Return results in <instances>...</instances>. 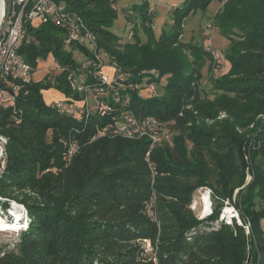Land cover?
Returning a JSON list of instances; mask_svg holds the SVG:
<instances>
[{
    "label": "trees",
    "instance_id": "16d2710c",
    "mask_svg": "<svg viewBox=\"0 0 264 264\" xmlns=\"http://www.w3.org/2000/svg\"><path fill=\"white\" fill-rule=\"evenodd\" d=\"M55 1L82 16L116 71L112 84L95 76V56L83 44L66 43L67 26L26 23L19 53L33 72L51 54L63 70H47L22 87L15 109H0V132L9 139L0 192L20 199L30 215L14 248H0V264H264V0H217L224 4L211 19L229 40L224 57L231 66L212 76L211 92L201 83L210 50L181 36L185 19L207 12L214 0H184L159 35L150 0H142L128 8L138 21L125 42L113 30L119 0ZM125 17L130 22L131 15ZM71 76L99 87L95 93L108 109L59 108V100L85 97L72 88ZM163 79L164 93L149 95L150 85ZM48 89L63 98L48 103ZM125 114L173 122L172 141L151 149L155 175L146 159L148 136H112ZM103 128L108 133L101 134ZM201 186L213 190L218 205L210 219L231 199L250 220V233L234 222L188 238L202 222L189 207ZM153 196L158 222L146 210ZM7 202L0 200V207ZM138 239L151 241L154 256L142 257Z\"/></svg>",
    "mask_w": 264,
    "mask_h": 264
},
{
    "label": "built area",
    "instance_id": "2783aa9c",
    "mask_svg": "<svg viewBox=\"0 0 264 264\" xmlns=\"http://www.w3.org/2000/svg\"><path fill=\"white\" fill-rule=\"evenodd\" d=\"M29 21L43 23L54 21L57 24L67 26L69 30V36L66 38V43L70 44L72 42H78L87 46L95 56L94 61L100 67L97 72H94V75L98 76L105 83H113V79H110V76L105 72V69L108 66H112L115 72L116 63L110 64L111 58L107 52L101 51L95 33L89 29L81 15H79L77 12L67 10L64 3H59L55 0H4V8L0 19V109H15L18 102V95L22 87L36 79L31 65L27 63L19 53V48L24 36L26 35V23ZM210 51L214 57V68H218L219 63H221L220 60L224 56L225 51L214 48L210 49ZM52 57L54 59L53 55ZM84 60L85 57L82 61ZM53 62V64H55V60H53ZM85 65L86 63L84 62V66ZM62 70L63 68L56 67L55 65L50 66L48 69L49 72H58ZM71 85L74 90L84 94L85 97L81 100L68 97V101L66 103H63L65 98L57 101L55 104H57L58 107L63 111H66V107H72V110L68 109V112H77L84 108L91 113L96 112L97 110L100 112H105L108 109V103L105 100L99 99L98 95L95 93L99 91V87L93 88L92 84L85 83L78 76H71ZM150 87L155 88L154 84H151ZM90 96L95 99L96 103L94 108L91 106V102L89 100ZM115 124L116 126L112 132L113 137L114 135H120L128 138L148 136L151 139L150 150H148L146 157L149 162L151 149L155 145L160 144L165 140L172 141V121H165L154 116H146L139 120L133 114H125L123 120H117ZM107 131V128H103L101 134L108 133ZM7 142L8 137L0 132V180L5 176L6 173ZM75 151L76 145L72 144L69 153L71 154ZM150 166L152 168L153 175H155L156 170L151 162ZM247 174L246 184L252 180V173L248 172ZM199 188L203 189L200 190V192L203 191L204 194L202 213L199 215L196 213L195 204H191V207L198 219L204 217L207 218V216L213 215V190L208 186H201ZM236 193L237 191L235 192V195ZM155 198L156 196H153L152 199L146 203V210L148 215L153 220L158 222ZM0 200L10 201V198H5L0 195ZM229 200L231 199H226L225 201L227 202ZM231 202L230 205L226 203L217 219L203 221L198 227L203 228L207 226L217 228L223 223L232 224L237 222V224L244 227L246 233H250V220L243 219L239 208L232 200ZM4 211L5 210L0 207V214L3 217L5 214ZM8 214L5 215L6 219L9 218L10 214ZM18 222L23 224V226H16ZM28 222V218L25 222L15 221L13 226L10 227L16 228L19 232L20 230L28 227ZM1 226L6 225L4 223H0V227ZM196 228L197 227H193L186 233L188 238L192 237L194 234L193 231ZM147 242L150 245V242Z\"/></svg>",
    "mask_w": 264,
    "mask_h": 264
},
{
    "label": "rangeland",
    "instance_id": "374dc122",
    "mask_svg": "<svg viewBox=\"0 0 264 264\" xmlns=\"http://www.w3.org/2000/svg\"><path fill=\"white\" fill-rule=\"evenodd\" d=\"M142 0H119L118 4H117V8L119 9V16L116 19L114 26H113V30L114 32L123 35V38L121 40V42H125L126 40H132V26L134 25V22L138 21V17L136 14L135 10H131L128 8H132L133 5L135 4H139L141 3ZM184 2V0H150V7H153V16L155 17V25H154V29L156 30V32L158 33V35L161 33L162 31V27L168 29L167 27H169V24L172 21V10L176 7L181 5ZM224 4V1H217L214 0L210 6L207 12H203L200 10H196L195 12L191 13L184 21L183 23V34L181 36V39L185 42L188 41H193L195 43H199L204 45L207 49H220L225 51L224 49L227 47V44L229 42V40L223 36L218 28L214 25L213 20L211 19L212 16H214V14L219 11L222 6ZM131 15L130 18V22H127L125 15ZM37 22V21H36ZM131 28V29H130ZM128 34H130V38L128 36ZM140 36L141 39L143 41L146 40V34H145V30L143 29L142 26H140ZM211 52V51H210ZM212 55V53H211ZM73 56L78 60V61H82L84 59V55L82 52L78 51V50H73ZM225 56V54H224ZM221 58V63H219V67L218 68H213L214 66V57L212 55V59H208V61L206 62V64L204 65L203 69H202V79H201V83L204 85V88L206 92H211L212 90V76H219L221 74L226 73L231 64L229 61H227L225 59V57ZM53 57L52 54L48 56L47 59L45 60H41L37 66V70L34 72L36 78H38L37 80L43 78L44 74L47 73V70L50 66L55 65L56 63L53 64ZM213 64L212 66H210V64ZM105 72L110 76V79H113L114 77V69L112 66H108L105 69ZM41 77V78H39ZM166 80L163 79L162 82H157L156 84H154L155 88L154 90L150 93V94H158L161 95L164 93L165 89H164V84H165ZM145 90V89H144ZM52 94V95H51ZM45 98L46 99H50V96H59L55 90L53 89H48L45 93ZM210 97H213V94L210 95ZM90 102H91V106L94 108L95 107V99H93L91 96L89 98ZM66 111L68 112V109L72 110V107H66ZM225 116L224 113H222L220 115V117ZM9 142V139H8ZM7 142V145H8ZM6 145V147H7ZM259 161L262 163V161L264 162V157L260 156L259 157ZM248 175V174H247ZM247 178V176H246ZM209 187V186H208ZM200 188H197L193 195H192V200H191V204H195V210L196 213L199 215L202 213V208H203V191L200 192ZM1 195V192H0ZM3 196V195H2ZM214 197V195H213ZM10 201H8L7 203V207L4 208L6 211L4 214V224H10L11 226H13V223L16 221H22L25 222L27 218H30V215L28 214L27 211V207L24 203H22V201L18 198H15L13 196H10ZM213 201V200H212ZM216 202H218V200H216ZM229 202V203H228ZM231 200L229 201H225L223 203V205L220 208V212L222 210V208L226 205V203L228 205H230ZM214 210H213V214L215 212V209L217 208V204L215 203L214 200ZM232 203V202H231ZM191 204L189 205V207L192 209ZM193 210V209H192ZM194 212V211H193ZM219 212V214H220ZM10 215H9V214ZM9 215V218L6 219L5 215ZM148 214V213H147ZM195 214V212H194ZM196 215V214H195ZM212 216V215H211ZM219 216V215H218ZM158 217V216H157ZM199 218V220L203 221H210V220H214V219H210V215L207 216V218ZM218 218V217H217ZM215 218V219H217ZM19 223V222H18ZM30 223V221L28 222ZM19 225H21V227L23 226V224L19 223ZM27 229V228H25ZM198 229H201V227H197L196 229H194V234L198 231ZM191 230V229H190ZM189 230V231H190ZM20 234L21 231L18 232L16 228H11L10 226H1L0 227V248H6L8 250H11L14 248L16 242L19 240L20 238ZM193 234V235H194ZM192 235V236H193ZM187 236V235H186ZM150 242V245L147 241ZM138 243L141 244V246L144 247V252L142 253V257L145 256H154L155 254V250L153 249L152 243L149 239H138L137 240ZM151 246V247H150ZM154 260H156V258H154ZM99 264H103V263H99Z\"/></svg>",
    "mask_w": 264,
    "mask_h": 264
},
{
    "label": "bare ground",
    "instance_id": "6f19581e",
    "mask_svg": "<svg viewBox=\"0 0 264 264\" xmlns=\"http://www.w3.org/2000/svg\"><path fill=\"white\" fill-rule=\"evenodd\" d=\"M3 8H4V0H0V19H1V16H2ZM0 223H4V217L3 216L0 217ZM6 226H8V227L11 226V223L10 224H6ZM16 226L21 227V225H19V223H17Z\"/></svg>",
    "mask_w": 264,
    "mask_h": 264
},
{
    "label": "crops",
    "instance_id": "0c3cea01",
    "mask_svg": "<svg viewBox=\"0 0 264 264\" xmlns=\"http://www.w3.org/2000/svg\"><path fill=\"white\" fill-rule=\"evenodd\" d=\"M56 91V90H55ZM45 93V92H44ZM56 93L59 95V96H50V99H46V101L49 103V102H52V101H55V100H58V99H61L63 98V94H61L60 92L56 91ZM52 95V94H51ZM263 225H264V219H263Z\"/></svg>",
    "mask_w": 264,
    "mask_h": 264
}]
</instances>
